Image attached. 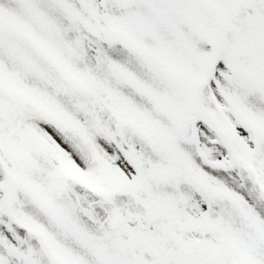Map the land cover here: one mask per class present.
I'll return each instance as SVG.
<instances>
[{
    "label": "snow or ice",
    "instance_id": "obj_1",
    "mask_svg": "<svg viewBox=\"0 0 264 264\" xmlns=\"http://www.w3.org/2000/svg\"><path fill=\"white\" fill-rule=\"evenodd\" d=\"M0 264H264V0H0Z\"/></svg>",
    "mask_w": 264,
    "mask_h": 264
}]
</instances>
